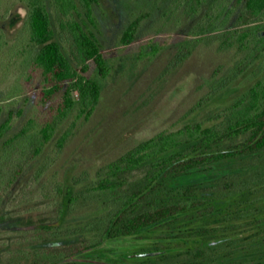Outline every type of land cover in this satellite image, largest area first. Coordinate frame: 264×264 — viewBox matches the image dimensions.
<instances>
[{
    "label": "rangeland",
    "instance_id": "374dc122",
    "mask_svg": "<svg viewBox=\"0 0 264 264\" xmlns=\"http://www.w3.org/2000/svg\"><path fill=\"white\" fill-rule=\"evenodd\" d=\"M46 1L56 39L74 64L75 42L68 19L56 12L51 0ZM139 16L144 19L135 41L123 45V32ZM27 17L24 0H0V126L11 120L10 130L0 139L1 165L19 163L40 136L44 123L53 119L49 106L61 100V95H56L49 104L41 102L44 82L40 73L32 72L36 50L28 46ZM246 17L238 0H98L92 6V23L79 4L69 20L95 34L110 74L102 79L90 62L89 76L102 85L96 111L89 120L78 118L77 112L71 114L15 182L0 203V239L10 231L26 232L55 221L63 208L61 192L67 185L79 181L78 191L90 186L102 167L140 142L175 130L182 123L199 121L206 113L229 110L240 116L249 89L264 80V13L245 25L242 20ZM230 31H248L252 38L249 49L236 42L224 45ZM154 49L158 51L152 55ZM202 99L206 100L204 106L189 114ZM30 120L35 121L32 132L18 137ZM73 122L72 136L58 151V140ZM141 176V172L134 173L131 183ZM210 176L192 173L183 179L196 183ZM88 211L81 203L75 205L67 223L86 219ZM186 215L170 226L107 241L78 257L77 263L144 264L131 256L162 248L186 250L195 241L188 237L191 227L186 224ZM173 236L180 239L165 238ZM220 240L223 238H210Z\"/></svg>",
    "mask_w": 264,
    "mask_h": 264
},
{
    "label": "trees",
    "instance_id": "16d2710c",
    "mask_svg": "<svg viewBox=\"0 0 264 264\" xmlns=\"http://www.w3.org/2000/svg\"><path fill=\"white\" fill-rule=\"evenodd\" d=\"M24 1L28 9V46L36 50L32 72L40 73L44 82L41 102L49 104L56 95H61V100L49 106L53 119L44 123L31 149L24 151L25 156L16 159L19 163L0 164V203L43 153L60 124L75 112L78 118L89 120L96 111L102 85L89 76L90 62L102 79L110 74L95 34L69 20L81 4L94 23L91 10L98 0H51L56 12L68 19L75 42V65L56 39L47 1ZM238 2L246 10L247 17L242 20L245 25L264 13V0ZM143 19L139 16L129 24L121 37L123 45L135 41ZM228 34L224 45L236 42L242 49H249L252 38L248 31ZM205 101L200 100L189 114L198 112ZM241 104L244 110L240 116H233L229 110L206 113L199 121L182 123L175 130L162 131L140 142L102 167L97 180L80 191L79 181L67 185L61 192L63 208L55 221L26 232L10 231L0 239V264H79L78 257L107 241L170 226L190 212L184 219L191 227L188 237L195 240L192 246L176 252L154 249L149 252H158L156 256L137 254L131 258L144 264H264V80L249 89ZM75 126L73 122L64 131L57 142L58 151ZM34 127L35 121L30 120L18 137L28 135ZM10 128L11 120L0 126V139ZM136 172L142 176L131 183ZM192 173L211 176L202 182H185L183 178ZM79 203L88 208V217L67 223ZM175 228L180 230L182 226ZM68 238L80 240L60 242ZM165 238L177 240L180 236ZM210 238L223 240L213 242Z\"/></svg>",
    "mask_w": 264,
    "mask_h": 264
},
{
    "label": "water",
    "instance_id": "95a60500",
    "mask_svg": "<svg viewBox=\"0 0 264 264\" xmlns=\"http://www.w3.org/2000/svg\"><path fill=\"white\" fill-rule=\"evenodd\" d=\"M157 254H159V253L158 252H148V253L139 254L138 256H140V257H150V256H156Z\"/></svg>",
    "mask_w": 264,
    "mask_h": 264
}]
</instances>
